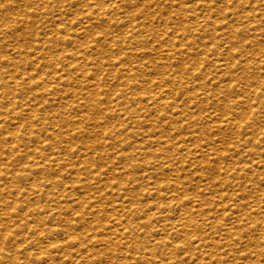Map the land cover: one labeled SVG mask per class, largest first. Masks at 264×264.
<instances>
[{
  "label": "rangeland",
  "instance_id": "374dc122",
  "mask_svg": "<svg viewBox=\"0 0 264 264\" xmlns=\"http://www.w3.org/2000/svg\"><path fill=\"white\" fill-rule=\"evenodd\" d=\"M0 112L4 195L19 200L0 264L170 261L163 242L146 260L136 246L167 240L179 207L198 226L171 264H264V0H0ZM46 204L60 228L22 224Z\"/></svg>",
  "mask_w": 264,
  "mask_h": 264
},
{
  "label": "bare ground",
  "instance_id": "6f19581e",
  "mask_svg": "<svg viewBox=\"0 0 264 264\" xmlns=\"http://www.w3.org/2000/svg\"><path fill=\"white\" fill-rule=\"evenodd\" d=\"M139 68V67H138ZM135 69H136V66H135ZM134 69V66H132L130 69H128V72L129 73H132V71L133 70H135ZM134 73H135V71H133ZM249 86V85H248ZM140 99V98H139ZM158 99H159V97H156L155 98V100H153L154 102H159L158 101ZM245 100V99H244ZM260 100V99H259ZM237 101V100H236ZM246 102L245 103H247V102H249V101H247V99L245 100ZM244 102V101H243ZM240 104H241V106H245L246 104H243V103H241V102H239ZM237 104H238V102H237ZM240 104H238V106H240ZM232 105V104H231ZM236 105V104H235ZM235 105H232L233 107L235 106ZM240 106V107H241ZM252 106H251V104L249 105L248 104V109L249 108H251ZM234 109V108H233ZM235 110V109H234ZM3 111H5V110H3ZM3 111H1V112H3ZM233 111V110H232ZM251 111V110H250ZM1 112H0V114H1ZM236 112H238V111H236ZM236 112L235 111H233V113H231L232 115L234 114V117H236L235 116V114H236ZM243 113V112H242ZM244 113H246V112H244ZM252 114H253V111L251 112ZM3 114V113H2ZM244 115V114H243ZM242 116V115H241ZM245 116V115H244ZM246 116H248V115H246ZM251 116V115H250ZM250 116H248L247 117V120H246V122H244V123H242L243 125H246V127L248 126L247 125V123L249 122V119H250ZM3 118H4V116H3ZM131 119V118H130ZM222 119V118H221ZM228 119V121L230 120L229 118H225L224 117V120H227ZM233 119V118H232ZM231 121V120H230ZM234 121H238L237 119L235 120V119H233V122ZM241 121V120H240ZM242 121H244V120H242ZM241 121V122H242ZM241 122H239V123H241ZM226 123V122H225ZM238 123V124H239ZM230 124V123H229ZM233 124H235V123H232V125ZM237 124V123H236ZM235 124V125H236ZM237 124V125H238ZM225 125V124H224ZM240 125V124H239ZM239 125H238V127H236V128H239ZM3 123L2 124H0V263L3 261V260H5V259H7V257H8V255H9V252L10 253H12L13 254V247L12 246H10V249L9 248H7L5 245L7 244V242H8V240L10 239V236H11V234H9L8 233V228H9V218H13V217H11L12 216V213H14V212H12V210L14 211V210H16L15 208H17V201L19 202V200H17L16 201V199L15 200H13L14 201V203H12V202H10L11 204H9V202L5 199L6 198V196L4 195L5 194V190H7L6 189V186H8L7 184H6V174L8 175V173H6V171H7V169H6V162H5V160H4V157H3V153H4V151L2 150V148H1V144L3 143V141H5V135H4V130H3ZM221 126V125H220ZM242 126V125H241ZM235 127V126H234ZM236 128H234V130L236 129ZM243 129V128H242ZM245 129V128H244ZM243 129V130H244ZM233 130V131H234ZM236 130H238V129H236ZM236 130H235V132H236ZM234 132V133H235ZM238 132V131H237ZM236 132V135L238 134L239 135V133H241V132H239V133H237ZM74 133V132H73ZM233 133V132H232ZM242 134V133H241ZM251 134H252V131H251ZM235 135V138L238 136H236ZM241 136V135H240ZM242 137V136H241ZM249 139H250V136H249ZM251 140V139H250ZM234 141V140H233ZM231 142V141H230ZM247 142V141H246ZM232 145V144H231ZM237 145V144H236ZM4 148V147H3ZM235 149V148H234ZM192 156H194V155H192ZM168 162V161H167ZM57 164V163H56ZM60 164V163H59ZM168 164H171V163H168ZM150 165V164H149ZM151 166V165H150ZM57 167V166H56ZM19 168H21V167H19ZM30 168V167H29ZM60 168V167H59ZM58 168V169H59ZM26 169H28V167L26 168ZM35 169H37V168H35ZM34 169V170H35ZM19 170V169H18ZM33 170V171H34ZM17 171V170H16ZM22 170H20V172H21ZM29 171V170H28ZM31 171V170H30ZM33 171H31V172H33ZM35 171H37V170H35ZM61 171V170H60ZM24 172V171H23ZM13 173L14 174H17V172L15 173V171H13ZM12 173V174H13ZM147 173V172H146ZM23 174V173H22ZM31 174V173H30ZM18 175V174H17ZM26 175V174H25ZM31 176V175H30ZM18 177H21V178H23L24 177V175H18ZM26 177V176H25ZM32 177H34V176H32ZM35 178V177H34ZM48 178H49V175H48ZM16 180H18L17 178H15ZM26 179V178H25ZM45 180H47V177L45 178ZM19 181V180H18ZM26 181V180H25ZM30 181V180H29ZM32 181V180H31ZM30 181V182H31ZM26 182H28V181H26ZM40 182V184H41V181H39ZM99 182V181H98ZM8 183H9V181H8ZM5 184H6V186H5ZM34 184V183H33ZM37 184H39L38 182H37ZM45 185V184H44ZM46 186V185H45ZM43 187V186H42ZM36 190V189H35ZM41 190V189H40ZM41 193V192H40ZM149 194V193H148ZM152 194V193H151ZM5 196V197H4ZM43 196V195H42ZM41 197V196H40ZM57 197V196H56ZM54 198V199H52V202H51V204L52 203H55V202H57V201H55L56 199L58 200V197L57 198ZM157 197V196H156ZM108 199V198H107ZM26 200V199H25ZM29 200V199H28ZM28 200H27V202H28ZM33 200V199H32ZM32 200H30V203H31V201ZM81 200V199H80ZM88 200V199H87ZM110 200V199H109ZM108 200V201H109ZM169 200H172L173 201V199H169ZM16 201V202H15ZM50 201V200H49ZM82 201V200H81ZM86 201V200H85ZM95 201V200H94ZM97 201V200H96ZM171 201V202H172ZM26 201H23L22 203H21V200H20V203L21 204H24ZM80 202V201H79ZM124 202H126V201H124ZM178 203H177V205H178V207H179V205H181V202L180 201H177ZM29 203V202H28ZM28 203H27V207H28ZM157 203V202H156ZM155 202L153 203V207L155 208V209H157L158 210V204H156ZM51 204H46V207H47V210L45 211L43 208L42 209H40L41 207H40V205L38 206V207H40V208H38V207H32L31 205H30V207H32V209H30V211L27 213V210L28 209H26V208H24V210L26 209V211L24 212L25 214H24V217H23V215H22V217H21V215H20V217H21V219L23 220L22 221V224H27V223H29L30 221H32V219H33V217H35V219H38L41 223H43V222H46V221H51L50 222V224L52 223V222H54L55 223V221L57 220V219H59V223L58 224H60V226H58L57 225V227H61V223H60V212L59 211H57V209L56 208H58V210H60L61 209V207L60 206H51ZM89 204V203H88ZM92 204V203H91ZM96 204L98 205V203L96 202ZM166 204V203H165ZM174 204V203H173ZM110 205V204H109ZM166 205H169V206H171V208L173 207L172 206V204H166ZM111 206V205H110ZM113 206V205H112ZM26 207V206H25ZM29 207V208H30ZM68 207V206H67ZM80 207L81 208H83V203H82V206L80 205ZM118 207V206H117ZM22 208V207H21ZM70 208V207H69ZM168 208H170V207H168ZM23 209V208H22ZM56 209V210H55ZM113 209H115L116 210V208H113ZM23 210V211H24ZM112 210V209H111ZM17 211H19V209H17ZM77 211V210H76ZM80 211H82V210H80ZM160 212L161 211H156V212H154L153 213V215L155 214V213H157V217H161V214H160ZM177 212V213H176ZM191 212V213H190ZM86 213V212H85ZM205 213V212H204ZM21 214H22V211H21ZM83 214V213H82ZM81 214V216L83 217L84 216V214L82 215ZM160 214V215H159ZM175 214H176V216H175V218L173 219V220H169V218H167V216H165V220L163 219V221H165L162 225H161V230H162V232H166V234L168 235V237H167V240H166V238H157V239H154V240H152V239H146V240H144V241H142V240H140L139 242H137V244L139 243V245H137L136 246V251H137V253L139 254V258H141V259H148L149 257H151V258H155V256H156V252H155V248H154V245L156 246V245H158V244H160V243H162L163 242V247H165V248H167L169 251V259H170V261H163V260H161V262H160V264H171L172 262H174L175 260L174 259H176V257L177 256H179V254L178 255H176L177 254V252L182 248V247H184V249H185V246H184V244H187V242H188V246H190V242H192V240L194 239H188L187 237V235H186V228H188V227H191V228H193V229H195V226L197 225V222H195L196 220H193V219H191V217H190V215L189 214H192V211H189L188 209H186V208H183V207H179L178 208V211H175ZM86 215H87V213H86ZM85 215V216H86ZM13 216H15V215H13ZM58 216H59V218H58ZM116 216V215H115ZM128 216V215H127ZM131 216V218H132V220L130 221V224H134V229L135 230H137L138 228H139V226H138V223L136 224V221H135V219H136V216H137V214H131L130 215ZM195 216V215H194ZM209 216V215H208ZM20 217L18 218V216L16 217V218H18L19 220H20ZM67 217V216H66ZM65 217V218H66ZM74 217V216H73ZM77 217V216H76ZM80 218V220L81 219H83V218ZM62 218V217H61ZM64 218V217H63ZM71 218V217H70ZM79 218V217H78ZM77 218V219H78ZM127 218V217H126ZM130 218V219H131ZM200 218V217H199ZM211 218V217H210ZM68 219H69V217H68ZM74 219V218H73ZM73 219L71 220V221H73ZM125 219V218H124ZM128 219H129V216H128ZM129 219V220H130ZM67 220V219H66ZM66 220H65V222H66ZM79 220V221H80ZM117 220H120V219H117ZM117 220H115V221H117ZM122 220V219H121ZM126 220V221H125ZM124 220V223L125 222H127V219H125ZM204 220H206V219H204ZM48 221V222H49ZM70 221V220H69ZM70 221V222H71ZM84 220H82V222H83ZM87 221V220H86ZM86 221H84L85 223H86ZM13 222H15V221H13ZM20 222V221H19ZM47 222V223H48ZM58 222V221H57ZM64 222V221H63ZM68 222V221H67ZM74 222V221H73ZM77 222V221H76ZM92 222V221H91ZM106 222H108V221H106ZM16 223H17V221H16ZM21 223V222H20ZM40 223V224H41ZM87 223H88V221H87ZM86 223V224H87ZM96 223V222H95ZM115 223V222H114ZM120 223V222H119ZM14 224V223H13ZM39 224V225H40ZM56 224V223H55ZM64 224V223H63ZM69 224V223H68ZM105 224H107V223H105ZM122 224V223H121ZM125 224H127V223H125ZM43 225V224H42ZM45 225V224H44ZM67 225V224H66ZM69 225H71V223L69 224ZM82 225H85L84 223L82 224ZM96 225H97V223H96ZM119 225V224H118ZM123 225V224H122ZM122 225L120 226V227H122ZM28 226V225H27ZM56 226V225H55ZM68 226V225H67ZM72 226V225H71ZM198 226V225H197ZM29 227V226H28ZM41 227V226H40ZM39 227V228H40ZM54 226H48V224H46V228L44 229V230H46L48 233H50V234H54V233H56V230L57 229H55V227L53 228ZM67 228L65 225L64 226H62V228ZM74 227H75V225H74ZM81 227V226H80ZM86 227H88V226H86ZM89 227H91V224H90V226ZM94 227H96V226H94ZM98 227V226H97ZM108 227V226H107ZM114 227L116 228V226L114 225ZM117 227H119V226H117ZM39 228H38V230H39ZM42 228V227H41ZM61 228V229H62ZM69 228V227H68ZM79 228V227H78ZM101 228V227H100ZM99 228V229H100ZM104 228V227H103ZM102 228V229H103ZM127 225H125V231L127 232ZM75 229V228H74ZM77 229V228H76ZM75 229V230H76ZM82 229V228H81ZM83 229H85V227H83ZM87 229V228H86ZM93 229H95V228H93ZM96 229H98V228H96ZM95 229V230H96ZM124 229V228H123ZM33 230V229H32ZM32 230H31V232H32ZM35 230V229H34ZM37 230V229H36ZM35 230V231H36ZM41 230H43V229H41ZM64 230V232H66V235H67V233H68V230L67 231H65L66 229H63ZM74 230V231H75ZM88 230V229H87ZM90 230V229H89ZM91 230H92V228H91ZM94 230V231H95ZM110 230V229H109ZM116 230V229H115ZM118 230V229H117ZM116 230V231H117ZM191 230V229H190ZM28 231V230H27ZM34 231V233H36ZM45 231V232H46ZM62 231V230H61ZM70 231V230H69ZM79 231H81V230H79ZM122 231V230H121ZM131 231V230H130ZM193 231V230H192ZM13 232V231H12ZM38 232V231H37ZM40 232V231H39ZM44 232V233H45ZM63 232V233H64ZM72 232V231H71ZM70 232V233H71ZM88 232V231H87ZM110 232V231H109ZM118 233H120L119 232V230L117 231ZM132 232V231H131ZM131 232H130V234H131ZM141 232V231H140ZM196 232V231H195ZM195 232H193V233H195ZM33 233V234H34ZM41 233H43V232H41ZM40 233V234H41ZM58 233H60V231L58 232ZM62 233V232H61ZM62 233V234H63ZM72 233H74V232H72ZM89 233H93V232H89ZM98 233H100V232H98ZM101 233H102V231H101ZM123 233H124V230H123ZM122 233V234H123ZM143 233V234H142ZM142 233H140L141 235H143V236H145L147 233H148V231H142ZM27 234H29V233H27ZM31 234V233H30ZM39 233L37 234L38 236L40 235ZM76 234V233H75ZM79 234V233H78ZM81 234V233H80ZM83 234V233H82ZM87 234V233H86ZM95 234V233H94ZM94 234H92V236L94 235ZM103 234V233H102ZM115 234V233H114ZM121 234V233H120ZM121 234V235H122ZM12 235H13V233H12ZM18 235V234H17ZM32 235V234H31ZM61 235V234H60ZM64 235H65V233H64ZM69 235V234H68ZM67 235V236H68ZM85 235V234H84ZM96 235V234H95ZM101 235V234H100ZM125 235H127V234H125ZM128 235H129V233H128ZM189 235V234H188ZM30 236V235H29ZM37 236V237H38ZM46 236V235H45ZM63 236V235H62ZM89 236V235H88ZM87 236V237H88ZM107 236V235H106ZM191 236H193V235H191ZM190 236V237H191ZM197 236V235H196ZM13 237H14V235H13ZM24 237V236H23ZM34 238V235H32L31 236V240ZM42 237H43V234H42ZM41 237V238H42ZM52 237V236H51ZM70 236H68L67 238H69ZM78 237V236H77ZM77 237H76V239H77ZM81 237V236H80ZM79 237V238H80ZM90 237V236H89ZM97 237H99V236H97ZM97 237H95V238H97ZM103 236H101L100 238H102ZM194 237V236H193ZM30 238V237H29ZM36 238V237H35ZM41 238H40V240H41ZM46 238H47V236H46ZM50 238V237H49ZM74 238V237H73ZM72 238V239H73ZM105 238V237H104ZM103 238V239H104ZM197 238V237H196ZM37 239V238H36ZM36 239L34 240V243H36L35 241H36ZM48 239V238H47ZM46 239V240H47ZM76 239H75V241H76ZM90 239H92V237L90 238ZM89 239V240H90ZM107 239V238H106ZM109 239V241H110V238H108ZM112 239V238H111ZM39 240V239H38ZM74 240V239H73ZM84 240V239H83ZM83 240L81 241V242H83ZM88 240V239H87ZM85 241L86 243L88 242V243H90V241ZM99 240H102V239H99ZM166 240V241H165ZM191 240V241H190ZM197 240H199V237H198V239ZM195 241L196 243L198 242V241ZM26 241V240H25ZM24 241V242H25ZM48 241V240H47ZM52 241V240H51ZM54 241H56V240H54ZM75 241H73V242H75ZM97 241V240H96ZM210 241V240H209ZM32 242V241H31ZM39 241H37V243H38ZM41 242V241H40ZM68 242H71V241H68ZM77 242V241H76ZM84 242V243H85ZM182 242V244H178V243H181ZM204 242V241H203ZM33 243V242H32ZM34 243H33V245H34ZM42 243V242H41ZM45 243V242H44ZM47 243V242H46ZM51 243V242H50ZM87 243V244H88ZM123 243H124V241H123ZM49 244V243H48ZM64 244H65V242H64ZM91 244H92V242H91ZM103 244H104V242H103ZM197 244H199V243H197ZM200 244H202V243H200ZM36 245H38V244H36ZM40 245V244H39ZM51 245H53V248L54 247H57L58 245H60V244H58L57 246H54L55 244H51ZM67 245H69V244H67ZM71 245H72V243H71ZM90 245V244H89ZM93 245V244H92ZM101 244H99V246H100ZM45 246V245H44ZM47 246V248H49V245H46ZM66 246V245H65ZM65 246H63L62 245V247H65ZM135 246V245H134ZM211 246V245H210ZM16 250L14 251L15 253H17V254H23V253H25L26 252V248H21L19 245L17 246L16 245ZM36 247V246H35ZM41 247H42V245H41ZM41 247H36L38 250L41 248ZM59 247V246H58ZM187 247V246H186ZM66 248V247H65ZM68 248V247H67ZM43 249H46V247H44ZM50 249V248H49ZM57 248H55L54 250H56ZM93 249V248H92ZM183 249V248H182ZM183 249V253H185L184 250ZM41 250V252L39 253V255L40 254H42V252H43V256H44V258H49V257H45V253H44V251H42V248L40 249ZM39 250V251H40ZM47 251H48V254H49V250L48 249H46ZM53 250V251H54ZM37 253H38V251L37 250H35ZM53 251H51V252H53ZM67 250H65V252H66ZM68 252V251H67ZM70 252V251H69ZM182 251L180 250V252L179 253H181ZM36 253V254H37ZM187 253V252H186ZM26 254V253H25ZM29 254V256H31L32 257V254H33V252L30 254V253H28ZM35 254V255H36ZM69 254V253H68ZM126 254V253H125ZM46 255H47V253H46ZM50 255V254H49ZM51 255H52V253H51ZM33 256H34V254H33ZM38 255H36L35 256V258L37 257ZM184 255H182L181 257H183ZM40 257H42V256H40ZM51 257V256H50ZM126 257H129V258H132V259H135L136 258V255L135 256H133L132 254L131 255H127ZM181 257H178V258H181ZM185 257V256H184ZM39 258V257H38ZM41 259H43V258H41ZM41 259H39V261H44V259L43 260H41ZM50 259V258H49ZM37 262V261H36ZM177 262V261H176ZM181 262V261H180ZM178 263H179V261H178Z\"/></svg>",
  "mask_w": 264,
  "mask_h": 264
}]
</instances>
